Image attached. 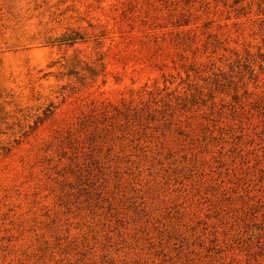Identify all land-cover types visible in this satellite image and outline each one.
Returning <instances> with one entry per match:
<instances>
[{"label":"rangeland","instance_id":"1","mask_svg":"<svg viewBox=\"0 0 264 264\" xmlns=\"http://www.w3.org/2000/svg\"><path fill=\"white\" fill-rule=\"evenodd\" d=\"M0 264H264V0H0Z\"/></svg>","mask_w":264,"mask_h":264}]
</instances>
